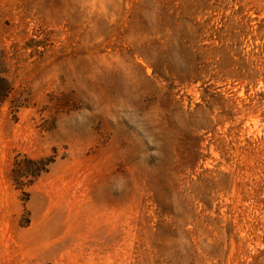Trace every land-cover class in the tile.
Segmentation results:
<instances>
[{
  "label": "rangeland",
  "instance_id": "1",
  "mask_svg": "<svg viewBox=\"0 0 264 264\" xmlns=\"http://www.w3.org/2000/svg\"><path fill=\"white\" fill-rule=\"evenodd\" d=\"M0 264H264V0H0Z\"/></svg>",
  "mask_w": 264,
  "mask_h": 264
}]
</instances>
